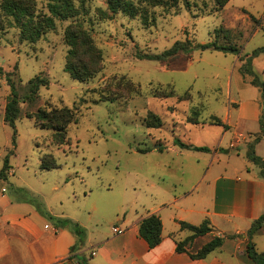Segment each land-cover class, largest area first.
Segmentation results:
<instances>
[{"label": "rangeland", "instance_id": "374dc122", "mask_svg": "<svg viewBox=\"0 0 264 264\" xmlns=\"http://www.w3.org/2000/svg\"><path fill=\"white\" fill-rule=\"evenodd\" d=\"M104 1L85 3L87 14L82 20L102 58L100 71L85 82L72 79L63 69L68 50L63 33L71 18L55 20L54 29L32 42L20 37V28L0 7V171L5 159L9 165V174L0 177V187L5 196L28 201L46 213L79 220L93 243L116 236L111 229L122 228L118 221L130 225L137 212L159 202L163 194L156 192L175 188L173 194L177 195L200 179L213 146L220 142L222 127L210 124L214 118L228 116L233 127L253 132L258 128L255 113L259 105L260 124L264 120V91L251 85V76L237 69L254 49L264 46L263 0H233L232 5L245 11L232 7L216 10L214 0H176L173 7L152 8L147 25L120 13L111 20H99L97 10H105ZM32 2L35 14L47 13L46 0ZM177 41L190 45L215 41L234 45L239 53L193 48L166 61L136 57L137 53L160 54ZM254 65L264 70V55ZM247 68L263 82L264 76L253 70L252 60ZM36 75L45 77L48 86L39 88L34 101L18 102L13 129L4 122L7 78L21 96L27 81ZM238 104L245 112L239 122L238 112L230 110L228 115L227 109V105ZM62 106L75 108L78 121L68 126L67 143L55 146L52 131L40 129L28 116L38 109ZM150 113L159 118V127H148L147 123H153ZM194 120L204 123V129L194 127ZM227 137L221 141L220 161L212 163L210 175L222 170L224 161L230 164L228 170L234 168L237 174L246 175L247 163L241 156L236 157L233 151L224 155ZM175 139L207 147L205 161L193 163L184 157L181 172L164 168L168 161L164 150L145 154V150L161 151L170 145L179 148ZM260 149L264 152V136ZM45 154L53 157L57 168H39ZM244 233L247 241V231ZM207 240V236H197L185 247L195 253ZM251 241L257 253H264V225ZM241 258L246 259L241 264H252L245 254Z\"/></svg>", "mask_w": 264, "mask_h": 264}, {"label": "crops", "instance_id": "0c3cea01", "mask_svg": "<svg viewBox=\"0 0 264 264\" xmlns=\"http://www.w3.org/2000/svg\"><path fill=\"white\" fill-rule=\"evenodd\" d=\"M232 3L233 0H229L222 10L225 11L228 7L244 10ZM263 19L264 15H261V20ZM263 55L264 53H260L252 59V68L254 67L253 70L256 73L261 70L254 64ZM261 74L264 76V70ZM262 83H264V78ZM227 109L228 115L230 110L238 112L237 122L244 120L242 117L245 112L240 104L236 107L227 105ZM261 110L258 105L255 113L258 128L253 132L240 131L235 124L233 127L228 116L224 119L216 117L225 127L217 125L222 127L218 140L220 142L213 146L211 159L200 179L191 185L187 192H180L177 195L173 194L175 188L164 193L156 192L163 194L159 196V202L153 201L148 209L144 208L137 212L130 225H126L124 220V222L118 221L122 228L115 227L120 232H112L116 236L106 240H97L93 243L84 233L81 241H77L76 236L68 227H63L56 221L67 219L84 229L79 220L52 212H47L48 216L44 217L30 202L5 196L4 188L0 187V264H78L79 259H83L85 264L245 263L246 259L241 258L244 256L243 242H246L244 231H247L251 223L264 212V181L259 176L258 167L245 156L247 144L252 143L255 136L260 133V126L264 129V120L263 124L259 122ZM203 124L199 122L194 124V127L199 126L204 129ZM207 125L209 126L208 123ZM226 136H228V146L224 155L228 156L230 151H233L236 157L241 156L247 163L246 175L237 174L239 172L234 168L228 170L226 165L230 164L227 161H224L222 170H217L210 175L209 168L212 163L220 161L218 152L221 149V141H224ZM263 136L253 145L255 155L262 160H264V152L261 151L260 145ZM193 146L202 147L203 145L194 143ZM163 150L168 156V161L164 163L166 170L175 168L182 172L185 165L184 157L190 158L193 163L200 160L205 161V153L192 150H187L192 153H183L184 149L173 145L161 151L147 150L145 154L163 152ZM151 214L160 217L162 229L160 243L150 249L146 242L137 235V228L139 221ZM164 218L168 225L165 224ZM205 219L208 220L212 229L205 236L209 239L223 238L222 246L203 259H191L187 253H177L175 251L176 241H181L189 235L187 231L179 229L177 221L199 225ZM236 235H239V240ZM227 236H232L229 238L231 240L226 238ZM91 252H94V255L91 256Z\"/></svg>", "mask_w": 264, "mask_h": 264}, {"label": "trees", "instance_id": "16d2710c", "mask_svg": "<svg viewBox=\"0 0 264 264\" xmlns=\"http://www.w3.org/2000/svg\"><path fill=\"white\" fill-rule=\"evenodd\" d=\"M47 13L38 12L35 14L32 0H2L0 7L3 12L12 17L14 22L20 28L19 34L22 39H28L32 42L39 39L46 32L54 29L55 20H67L71 18L70 24L65 28L63 33V41L68 46L65 56L64 71L69 76L79 82H85L92 78L100 71L101 52L94 45L90 31L84 26L82 17L87 14L85 6L86 0H77L75 4L72 0H46ZM216 10H221L229 0H214ZM105 10H97V18L99 20H111L117 13L130 18H138L143 25H147L152 20V8L157 6L173 7L176 0H105ZM188 3L186 2V5ZM250 19L256 22V19L249 15ZM199 51H217L223 54L239 53V49L234 45H218L215 41L190 45L187 42H175L170 48L160 54H140L136 57L140 59H150L158 61H166L173 58L180 52H187L192 49ZM264 53V47L256 48L251 55L243 60V64L239 67V71L243 75L251 76L250 84L260 88L264 91V83L257 81L252 71L248 70V66L253 58L258 54ZM0 73L2 69L0 67ZM122 83V82H121ZM9 86V94L4 105V122L14 129V121L19 115L18 102H32L38 97V90L41 87L47 88L48 80L40 75H36L29 79L25 85L23 95H19L17 88L13 82L7 78ZM123 84V83H122ZM133 87L130 88L129 94L132 93ZM29 118L34 119L35 125L40 129H47L52 131L51 142L55 146H61L67 143V128L71 124L78 121V113L75 108L66 106L52 107L48 110L38 109ZM149 118L153 123H147L148 127H159L161 122L159 118L152 113ZM198 122L194 120V124ZM211 125L224 126L217 118L213 119ZM225 127V126H224ZM263 135V128L260 126V133L255 136L252 143L247 144L246 159L252 162L259 169V176L264 181V160L256 156L253 150V145L259 141ZM177 141L175 139L174 143ZM176 144V143H175ZM180 149L192 151H208L204 146H193L190 144H183L177 141ZM147 151V150H145ZM144 152V151H141ZM39 168L41 170H51L57 168V164L53 157L45 154L40 158ZM9 174V165L7 159L4 160L3 167L0 171V177L5 178ZM38 211L45 216L48 213L41 210L40 206H36ZM61 226L68 227L76 236L77 241H81L83 236V229L76 223L67 219H57ZM180 230H187L191 235L181 241H176L175 251L177 253H187L191 259H203L212 251L220 248L224 242L221 237L210 238L202 247L195 253H190L186 249V244L190 239L197 236H205L212 231L207 219L203 220L199 225H191L184 221H177ZM264 225V212L255 219L249 229L247 230V241L244 247V254L252 262V264H264V253H257L254 243L251 241L252 236ZM162 224L160 217L156 214H151L138 223L137 235L143 239L148 248H154L161 241ZM73 249V248H72ZM78 264H85L83 259L78 260Z\"/></svg>", "mask_w": 264, "mask_h": 264}, {"label": "built area", "instance_id": "2783aa9c", "mask_svg": "<svg viewBox=\"0 0 264 264\" xmlns=\"http://www.w3.org/2000/svg\"><path fill=\"white\" fill-rule=\"evenodd\" d=\"M111 230H112L113 233H118V232H120L119 229H118L117 227H115V226L112 227ZM92 255H94V252H91V256H92Z\"/></svg>", "mask_w": 264, "mask_h": 264}]
</instances>
